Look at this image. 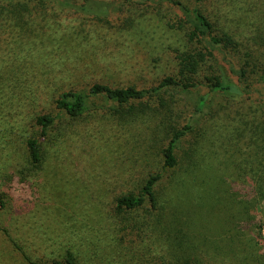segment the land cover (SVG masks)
I'll return each instance as SVG.
<instances>
[{
	"label": "rangeland",
	"instance_id": "374dc122",
	"mask_svg": "<svg viewBox=\"0 0 264 264\" xmlns=\"http://www.w3.org/2000/svg\"><path fill=\"white\" fill-rule=\"evenodd\" d=\"M17 1H0V264L69 250L74 264H264V0H204L241 45L214 49L195 85L129 102L131 114L104 98L76 119L58 112L45 135L43 98L95 82L155 86L204 49L170 0ZM185 126L178 163L164 167ZM155 172L154 207L118 212L117 197Z\"/></svg>",
	"mask_w": 264,
	"mask_h": 264
},
{
	"label": "trees",
	"instance_id": "16d2710c",
	"mask_svg": "<svg viewBox=\"0 0 264 264\" xmlns=\"http://www.w3.org/2000/svg\"><path fill=\"white\" fill-rule=\"evenodd\" d=\"M1 1V0H0ZM10 2V0H3ZM40 1V0H39ZM174 4L178 5L184 12L186 19L181 23L189 22L191 25L190 38L196 39V41L202 43L203 50H199L196 53H184L181 57V77L177 78L173 75H167L163 77L159 83L155 86L148 88H139L135 85L127 86H113L103 82H95L87 89L67 88L61 89L55 96H51V99L46 100L43 98L42 104L48 102L45 111L35 114V123L41 127L42 135L48 133L54 126L57 117L60 112H64L71 118H79L83 116L91 107L102 108L104 100L111 101L115 106H111L120 115L126 113L131 114L134 111V106L130 107L132 110L124 107L126 104L132 101H141L144 99L159 98L161 101L164 92L171 87H187L189 85H195L192 82L193 75L197 72L199 64L214 55V49L216 48H232L237 49L241 43L234 38V36L226 31H217L219 22L215 21L209 11L207 12L204 0H194L190 3H184L182 0H170ZM18 3H22L20 0ZM251 4V3H249ZM21 8H24L21 4ZM21 11L20 7L17 10ZM219 83V82H217ZM213 84V87H221ZM91 97H99L101 99H95L89 101ZM36 102V101H35ZM33 102V104L35 103ZM92 103V104H91ZM203 103V102H202ZM94 105V106H91ZM116 106H121V109L115 110ZM47 109V110H46ZM55 110H58L55 112ZM42 111V110H41ZM125 112V113H122ZM59 112V113H58ZM185 127H179L175 129L172 138L169 140L168 145L163 149L164 152V167H175L178 163L176 150L186 133ZM27 148L31 157V162L34 165L40 163L42 159L41 146L38 137L31 136L27 139ZM161 173H150L145 182L141 185L139 191H133L121 194L116 199V210L118 212L133 213L144 207L146 204H151L154 207L156 202L155 185L160 179ZM0 202L3 204V200ZM75 256L72 251H67L65 260L54 259L49 262L32 261V264H74ZM187 264V263H186Z\"/></svg>",
	"mask_w": 264,
	"mask_h": 264
}]
</instances>
